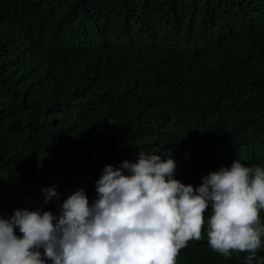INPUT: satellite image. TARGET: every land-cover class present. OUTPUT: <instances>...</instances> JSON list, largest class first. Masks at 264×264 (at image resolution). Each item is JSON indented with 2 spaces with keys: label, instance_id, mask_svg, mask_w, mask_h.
Masks as SVG:
<instances>
[{
  "label": "trees",
  "instance_id": "16d2710c",
  "mask_svg": "<svg viewBox=\"0 0 264 264\" xmlns=\"http://www.w3.org/2000/svg\"><path fill=\"white\" fill-rule=\"evenodd\" d=\"M139 151L170 153L194 188L264 166V0H0V216L93 203ZM206 231L177 264H245Z\"/></svg>",
  "mask_w": 264,
  "mask_h": 264
},
{
  "label": "clouds",
  "instance_id": "9594fccd",
  "mask_svg": "<svg viewBox=\"0 0 264 264\" xmlns=\"http://www.w3.org/2000/svg\"><path fill=\"white\" fill-rule=\"evenodd\" d=\"M176 168L170 153L139 151L136 162L105 166L93 203L80 190L58 216L39 208L0 216V264H177L205 227L209 247L224 258L261 259L264 166L236 160L195 188L174 178ZM44 192L56 195L54 188Z\"/></svg>",
  "mask_w": 264,
  "mask_h": 264
}]
</instances>
